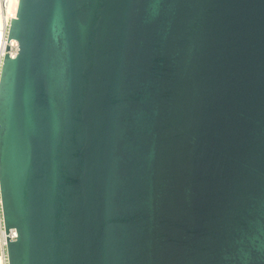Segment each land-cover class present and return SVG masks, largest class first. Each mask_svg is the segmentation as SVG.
I'll return each instance as SVG.
<instances>
[{"label": "water", "instance_id": "95a60500", "mask_svg": "<svg viewBox=\"0 0 264 264\" xmlns=\"http://www.w3.org/2000/svg\"><path fill=\"white\" fill-rule=\"evenodd\" d=\"M8 39V264H264V0H19Z\"/></svg>", "mask_w": 264, "mask_h": 264}, {"label": "built area", "instance_id": "2783aa9c", "mask_svg": "<svg viewBox=\"0 0 264 264\" xmlns=\"http://www.w3.org/2000/svg\"><path fill=\"white\" fill-rule=\"evenodd\" d=\"M16 2V0H0V31L4 33V48L1 54V62H0V69L3 63L4 56L6 53H9V55L13 58H15L19 52V44L15 40L8 41V34H9V28L12 22V19H14L12 16L9 15V8L11 7L12 3ZM19 5V0H18ZM0 211H1V198H0ZM7 236L11 240H15L17 233L16 230H11L10 233L7 235L5 233L3 220L1 219L0 222V246L1 250L3 249L6 253V245H7Z\"/></svg>", "mask_w": 264, "mask_h": 264}, {"label": "bare ground", "instance_id": "6f19581e", "mask_svg": "<svg viewBox=\"0 0 264 264\" xmlns=\"http://www.w3.org/2000/svg\"><path fill=\"white\" fill-rule=\"evenodd\" d=\"M17 11H18V0L12 3L11 7L9 8V15L15 18L17 15ZM3 48H4V33L0 31V62H1V54ZM0 222H1V214H0ZM0 264H8L7 255L3 249L0 251Z\"/></svg>", "mask_w": 264, "mask_h": 264}, {"label": "rangeland", "instance_id": "374dc122", "mask_svg": "<svg viewBox=\"0 0 264 264\" xmlns=\"http://www.w3.org/2000/svg\"><path fill=\"white\" fill-rule=\"evenodd\" d=\"M0 214H1V211H0Z\"/></svg>", "mask_w": 264, "mask_h": 264}]
</instances>
